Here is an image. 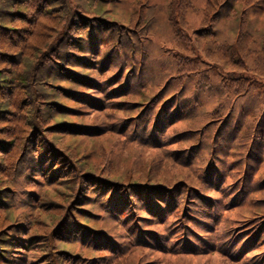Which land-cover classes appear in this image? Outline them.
I'll list each match as a JSON object with an SVG mask.
<instances>
[{
    "label": "trees",
    "instance_id": "obj_1",
    "mask_svg": "<svg viewBox=\"0 0 264 264\" xmlns=\"http://www.w3.org/2000/svg\"><path fill=\"white\" fill-rule=\"evenodd\" d=\"M261 3L205 0L195 10L192 0H0V264H162L161 254L193 264L215 253L264 264L255 222L264 210L238 220L240 202L219 185L227 171L211 132L225 131L235 101L264 82V30L252 27ZM221 19L231 20L230 40L215 28ZM152 38H163L153 51ZM197 107L211 130L171 133ZM239 108L241 118L251 114ZM257 130L247 163L264 145ZM243 131L248 139L251 126ZM206 134L210 156L194 162ZM122 135L142 153L152 144L163 152L147 176L118 170L116 154L96 149ZM190 164L197 169L170 180L162 173ZM225 211L234 217L221 231Z\"/></svg>",
    "mask_w": 264,
    "mask_h": 264
},
{
    "label": "rangeland",
    "instance_id": "obj_2",
    "mask_svg": "<svg viewBox=\"0 0 264 264\" xmlns=\"http://www.w3.org/2000/svg\"><path fill=\"white\" fill-rule=\"evenodd\" d=\"M126 1V0H123ZM156 3L158 4V6H160L163 2V0H150V3ZM205 3V0H192V5L193 7H195L197 10V8H201L203 7V4ZM262 4V3H261ZM262 6L264 7V5L262 4ZM251 13V12H250ZM249 15V14H248ZM188 18L191 21V24H197L199 23V15L197 14H189ZM195 22V23H193ZM230 21H226L224 19L220 20V23L218 25H216V29L220 32L221 35H223L225 38H229L228 40H230V36L233 34L230 33V30H228L227 27H230L229 23ZM235 23V22H234ZM219 26V28H218ZM252 27L253 29H257L259 31L264 30V12H259L258 16L253 18V23H252ZM223 38V37H222ZM224 38V39H225ZM148 42V41H147ZM163 42V38H156L151 40V43H149L150 46V50H156L160 45H162ZM152 54V52H151ZM159 54L156 56V60L159 59ZM108 75L104 76V77H100L101 79L107 77ZM98 78V79H100ZM77 89V88H76ZM78 90V89H77ZM201 102L203 100L202 103H207L205 105V108L207 107H213L214 104H210L212 102H215L214 98L211 99L208 98L207 95H202L201 97ZM218 99V98H217ZM216 99V100H217ZM216 103V102H215ZM204 105V104H203ZM240 107H242V113L243 114H247L250 110H251V114L250 112L247 114V117H242L241 118V114H240ZM231 107V105H230ZM232 119H228L229 121L225 123L226 125V129L225 131H220L219 133H216L211 128L209 127V125H207V123L209 122L207 119V116H205L202 112H203V108H195V115L192 116L190 124L188 125H184L183 124H179V126L177 127V129L171 133H175V132H179V131H183L185 129H187L188 126H195V127H199L201 128L202 126H204L203 129H201L202 133L204 131H206V129L209 127V131L211 130L213 135L218 136V143L220 144L219 146V151L216 154V161L219 162L224 169L227 171L226 173V178L224 176V178L222 179V183L218 182L219 185H222V189L224 190H230V194L231 195L229 197V199H232L234 197V202H240V212H239V221L243 220L245 218L244 212L246 210L251 211L252 213L256 210L255 208H259V210H264V191L262 193L258 192L259 189L261 188L259 185L260 183H262V181L264 180V145H262L260 147V149H255L254 150V155L257 157H250L249 156V160L248 163L246 162V147L245 144L249 147L250 145V138H253L256 136L257 133V129H260L263 133L264 136V82L261 83V87L259 89L258 92H254V93H250L248 95H246V97L244 98H239L235 101V104L232 106ZM90 121L88 120L87 123H89ZM251 126V134L249 136V138L247 139L245 136V133L243 130H245V126ZM140 129V128H139ZM135 133V132H133ZM133 135V134H132ZM243 137V139H242ZM108 137L106 138H102L100 139L97 144H96V149L98 147V145H101L103 151L106 153L108 151H111L113 154H116V157H113L114 159H116V166L118 170H125L126 172H130V174H134L135 175H142L141 172L147 176V174H150L151 169L150 168V162L152 158H156L157 155H161L163 156V152L158 148H156L153 144L150 145L151 147L148 148L150 153L146 152V153H142L141 152V148L138 147L137 143H133L132 141L134 140V138L129 137L128 135H122L121 138L118 137L115 139L110 138L112 141L109 142L108 141ZM217 140V139H216ZM131 141V143H130ZM208 142L209 140L207 139V134L205 137H203L199 142H198V153L200 155V158H195L194 162H199V163H203V159L205 158H209V150H208ZM82 145L86 146V147H90L91 148V154L93 153L92 148H93V144H90L89 141L84 140L82 141ZM240 145L241 148H239V150L235 151V152H231V148L233 146H237ZM145 148V147H143ZM156 148V149H154ZM122 152V154H121ZM101 153V151H100ZM214 158V157H213ZM90 159L96 160V158L94 157V155H92V157H90ZM215 161V160H214ZM207 162H205L206 164ZM143 166H145V169H143ZM192 165L190 164V166L187 167V169L185 168L183 169H179L177 168L176 165H173L172 168L171 167H166L165 169H163L162 173L165 174L168 177V180L171 179V177H173L174 174H181V173H187V171L192 172V170H196L197 168L195 167H191ZM234 166V167H233ZM245 168H247V171L245 170ZM248 169H251L250 171H248ZM245 170V171H244ZM247 174V176L249 177V180L247 178L246 182L244 183L243 186H241V180H243L244 176ZM228 175V176H227ZM230 175L233 176V179H229ZM238 175V177H237ZM244 175V176H243ZM237 178H236V177ZM241 178V179H238ZM237 180V181H236ZM237 184H240L239 188L237 189L236 186ZM254 191H256V193L254 194ZM232 197V198H231ZM220 201L218 199H216V205H212V209L213 211L217 212L220 210V206H218L217 204ZM239 204H236L235 206L239 207ZM227 210V207H225ZM214 212V213H215ZM226 212V211H225ZM259 215L256 218V223H260V228L258 230H256V233L258 234V236H262L264 239V217L261 218L262 215H264L263 213L258 212ZM234 215L233 214H229V212H226V214H224V216L221 219V223L227 219L232 220L231 218H233ZM221 229V231H226L227 229L223 226V223L221 224V226L219 227ZM255 252H253L252 254H254ZM162 254L161 255H157L155 259L159 260L160 262L162 261V264H165L166 261L167 262H173L174 260H180L179 262H183L182 264H191L190 259H187L184 257H176V258H169V257H165L162 258ZM257 257V256H256ZM224 258H222V255L219 254H213V255H207V257H203L200 256L198 257V260L196 262H192L193 264H244V263H249V264H253L254 262L252 261V259H242V261L239 262H224L223 261ZM178 264V263H177Z\"/></svg>",
    "mask_w": 264,
    "mask_h": 264
}]
</instances>
